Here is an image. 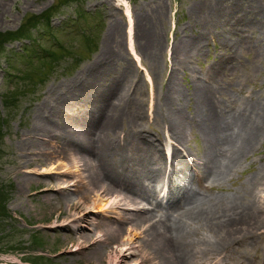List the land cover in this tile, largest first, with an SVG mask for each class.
I'll return each instance as SVG.
<instances>
[{
	"label": "rangeland",
	"instance_id": "rangeland-1",
	"mask_svg": "<svg viewBox=\"0 0 264 264\" xmlns=\"http://www.w3.org/2000/svg\"><path fill=\"white\" fill-rule=\"evenodd\" d=\"M126 2L0 0V34H9L24 22L40 16L38 19L41 22L32 29L34 38L38 41L34 48L43 54L41 49L46 47L57 52L58 57L57 60L49 58L42 61L35 56L33 63L28 65L21 57L22 49L26 44L34 43L25 38L6 42L4 51H0V186L6 187L9 196L5 207L9 215L4 217L3 214V228L0 230V264H108L107 254L113 250L119 255H127L122 264H138L141 254L154 250L145 241L144 228L132 231L133 240L138 247L135 254L119 251L114 247L112 239L100 240L102 236H97L93 228L94 221L100 220L101 216L117 219L118 213L127 216L138 208H152L157 200L152 203L137 200L128 206L132 210L119 207L116 211L110 209L96 212L92 217L91 212L85 213L88 210L85 206L78 207L76 204V192L79 191L70 184L69 176L63 172L56 173L55 169L49 171L50 159L37 152L40 147H50V144L31 132L33 115L38 113L43 115L40 116L42 121L43 118L47 120L50 117L59 127L58 122L62 121L59 119L60 114L58 116L50 112L49 117L45 118L48 116V104L57 103L56 99L66 91L68 81L74 82L78 88L84 78L89 77L88 66H93L101 57L112 55L110 52L114 48L123 50L118 58V68L125 66L130 70L118 104L125 115L117 128L118 134L114 136L123 139L125 133L122 130L129 131V128L133 129L138 124L143 132L157 136L164 142L167 162L172 153V144L177 142L168 137L162 117L154 109L156 102L159 103L157 95L166 89V84L172 79V86L183 93L179 95L183 98V113L191 114L193 109L186 98L190 82L196 83L197 78L202 81L203 77L196 75H202L209 67L214 68L216 54L227 46L223 47L221 43L224 38L236 43V51H232L235 54L232 61L236 65L234 69L227 68L219 72L212 79L220 86L215 93L216 97L223 100L225 109H229L231 105L240 107L243 101L262 100L264 103V0ZM127 4L132 9L135 21L140 13L153 15L148 22H142L146 29H142L145 33H142L143 36L141 22L135 23L133 50L129 48L126 27ZM228 7H233V12L225 10ZM214 8L227 12L225 17H229L231 22L221 18L220 23L203 30L200 18ZM43 16H48L49 20ZM236 19L238 22L232 30ZM247 19L251 21L245 25ZM111 25L116 27L114 34L109 30ZM195 34H202L203 50L198 58L190 61L192 69L183 70L171 56L172 44L180 37L194 38ZM154 36L159 39L161 46L157 62H153L150 57L154 50ZM246 37L248 44L238 43V40ZM88 40L92 42L88 43ZM228 51L231 48L228 47ZM220 57L219 55L216 61ZM91 105L92 103L89 104ZM184 141L178 148L182 159L175 160L174 167L168 165L165 177L157 184L158 199L164 205L169 190L173 191L171 198L176 199L191 187L201 189L205 195L216 198L238 192L242 197L264 204V183L252 185L250 180L264 162V134L257 142L256 149L242 157L241 165L231 179L219 180L207 189L202 188L193 177L194 160L201 156L204 144L200 130L193 128ZM81 163L82 161L78 166ZM204 183L209 184L206 181ZM248 184L250 187L245 193L243 190ZM163 185H166L163 190L166 198L159 195ZM77 211L85 213V221L83 226L74 229L71 219ZM128 226H133V223L128 222L125 227ZM195 229L199 236L206 231L199 226ZM259 232L264 233V227L257 232L254 249L248 248L244 252V246L237 247L231 251L227 262L234 264L239 257L244 260V264H264V239ZM80 234L85 236V242L77 239ZM93 241L97 243L94 244ZM98 256H102L101 260L97 259ZM158 262L159 259L151 258L144 259L140 264H159ZM208 263V260L204 262Z\"/></svg>",
	"mask_w": 264,
	"mask_h": 264
},
{
	"label": "bare ground",
	"instance_id": "bare-ground-1",
	"mask_svg": "<svg viewBox=\"0 0 264 264\" xmlns=\"http://www.w3.org/2000/svg\"><path fill=\"white\" fill-rule=\"evenodd\" d=\"M124 2L127 3L126 0ZM233 9L228 7L225 10L233 12ZM210 12L200 18L203 30L220 23L221 18L231 22L229 17H225L227 12L223 13L218 8ZM125 14L129 48L133 50L135 23L141 22V31L146 30L143 23L152 19L153 15L140 13L135 21L129 5ZM250 21L247 19L245 25ZM237 22L236 19L231 23L232 30ZM110 27L114 34L116 27ZM142 33L144 31L141 32L143 36ZM201 38L202 34H195L194 38L180 37L173 41L171 56L183 70H191L190 61L198 58L202 52L204 44ZM221 43L231 51L224 47L225 50L216 54V59L219 55L221 57L218 61L214 60V68L209 67L202 75H196L203 77L204 82L199 78L196 83L190 82L186 98L193 109L191 114L183 113V98L180 97L183 93L172 86V79L166 84V89L157 95L159 103L156 102L154 109L161 115L168 137L177 142L172 144L168 162L163 150L164 142L157 136L143 132L138 124L129 131L122 130L125 133L123 139L114 136L118 134L117 128L125 115L118 104L130 71L125 66L118 68V58L123 51L119 47L111 50L112 55L101 57L93 66L89 65V77L84 78L78 88L74 82L68 81L66 91L56 99L57 103L48 104V116L45 118L49 117L50 112L60 114L62 121L58 122L59 127L50 117L42 121L41 113L33 115L31 132L50 144V147H40L37 152L50 159L49 171L55 169L56 173L63 172L69 176L68 181L79 191L76 192V204L78 207L85 206L88 209L85 213L91 212L94 217L96 212L116 211L119 207L132 210L128 206L137 200L146 203L157 200L152 208H138L133 213L127 211L130 213L127 216L118 213L117 219L108 216V220L101 216L100 220L94 221L93 229L97 236H102L100 240L112 239L119 251H129L131 254L138 251L132 231L144 228L145 241L154 250L141 254L138 264L151 258L159 259V264H204L206 260L208 264H229L227 258L233 249L244 246L243 251L246 252L248 248H255L257 232L264 227V204L242 197L238 192L216 198L191 187L176 199L171 198L173 191L169 190L165 205L158 200L157 184L165 177L168 165L174 167V161L182 159L179 144L185 142L193 128L200 130L204 140L202 154L194 160L193 165V177L204 189L211 188L219 180L231 179L241 165L242 157L256 149L257 142L264 134L262 100L243 101L240 107L230 104V108L225 109L223 100L216 97L220 86L212 79L219 72L234 69L236 65L232 61L236 43L225 38ZM238 43L248 44L247 37L238 40ZM152 44L154 50L150 57L157 62L161 46L156 36ZM62 109L65 111L62 112ZM81 161V166H78ZM250 180L252 185L264 183V162ZM204 181L209 184L206 185ZM249 187L248 184L243 191L247 193ZM85 213H74L71 219L74 229L83 226ZM128 222H132L133 226L125 227ZM196 226L206 230L202 236L195 233ZM259 233L264 239V233ZM77 239L82 242L86 240L82 234ZM126 257L113 250L108 252L107 261L108 264H122ZM101 258L98 256L97 259ZM234 264H244V260L238 257Z\"/></svg>",
	"mask_w": 264,
	"mask_h": 264
},
{
	"label": "trees",
	"instance_id": "trees-1",
	"mask_svg": "<svg viewBox=\"0 0 264 264\" xmlns=\"http://www.w3.org/2000/svg\"><path fill=\"white\" fill-rule=\"evenodd\" d=\"M38 17L40 18V16H37L34 19L29 20L28 22L27 21L24 22L20 28L13 30V32H8L9 34H4V32H2V34H0V51H4L6 42H12L14 39L24 40L25 38V39H29V41H32L34 43L33 45L26 44V46H24V48L22 49L21 57L23 58L24 61H26V63H28V65H31L33 63L35 56L38 57L37 58L38 60L40 59L42 61L44 60L46 61V59H49V58L57 60L58 58L57 52L49 50L46 47H43L41 49L43 51V54H41L40 52H37L36 49L34 48L35 43L38 41L36 40V38H34V32L32 31V29L36 25H38L39 22H41L40 19H38ZM43 18H46L47 20H49L48 16H43ZM90 42H92V40L91 41L88 40V43ZM45 51L46 53H44ZM8 197L9 196H8V191H6V187L4 185H1L0 186V230L3 228L2 221L4 220V217L9 215V213L6 211V208H5ZM3 214H5L4 217H3Z\"/></svg>",
	"mask_w": 264,
	"mask_h": 264
}]
</instances>
